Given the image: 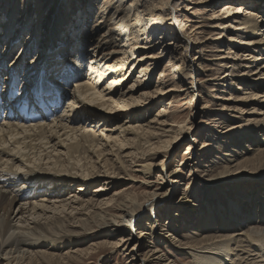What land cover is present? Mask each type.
Segmentation results:
<instances>
[{
	"label": "bare ground",
	"instance_id": "obj_1",
	"mask_svg": "<svg viewBox=\"0 0 264 264\" xmlns=\"http://www.w3.org/2000/svg\"><path fill=\"white\" fill-rule=\"evenodd\" d=\"M42 1L29 0L32 15L24 7L27 14L15 24L21 0H0V12L15 5L4 20L6 26L0 22L7 41L0 43V117H4L0 122V264H78L93 259L103 248L121 254L126 264H177L165 253L166 246L189 256L193 264H264V224L252 222L227 232L234 225L228 221L218 231L221 234L212 237L218 230L214 223L223 222L221 215L194 217L200 212L196 195L188 191L190 182L181 195L176 187L181 169L171 166L177 147L192 138L193 144L184 148L185 168L200 179L206 192L264 183L260 177L264 175V139L259 143L252 132L257 136L264 132V109L256 111L251 106L246 117L262 119L250 125L251 131L234 132L235 147L243 142L253 146L244 152L227 149L204 166L194 162L202 151L198 137H193V128L198 129L193 125L196 116L191 113L190 126L174 115L178 98H189L193 112L205 103L204 86L209 82L214 90L229 88L238 77L249 81L244 84L249 92L243 91L240 102L264 104V0L197 1L205 12L189 13L194 9L186 6L191 20H182L184 16L173 5L176 0H64L59 12L82 13L67 24L61 21V29L68 26L66 32L59 30L49 37L46 27L39 32L35 24L46 10ZM186 3L191 5L192 0ZM204 29L219 32L209 39L216 46L212 53H219L211 61L206 58L211 52L206 50L208 43L198 33H205ZM149 38L154 42L142 46ZM157 42L161 55L169 58L170 69L162 70L158 86L151 90L150 74L155 70L153 64H146L156 58L147 52L156 49ZM14 45H24L23 53H12ZM240 47L247 49L237 52ZM193 51L202 57L193 59ZM205 61L217 70H206ZM207 71L219 75L205 83L194 78ZM137 72V80L129 84ZM11 89L19 94L9 98ZM59 98L65 108L51 120L43 117L29 123L19 114L24 104L31 110L40 99L48 103ZM221 100L230 102L232 97L216 98ZM158 105L156 115L147 116ZM238 108L224 105L221 112L237 113ZM208 109L202 105L196 111ZM222 135L230 137L228 131ZM154 171L159 174L153 181ZM126 177L145 192L128 183V188H116L113 196L104 193L108 191L104 186L117 187ZM163 206L174 210L165 227L158 219ZM232 216L230 221L244 219L238 212ZM193 218L197 226L202 223L198 231L191 224ZM89 221L95 222L94 229ZM182 226L188 237L178 236ZM197 233L208 235L199 240L192 237ZM86 236L105 239L78 248L77 239Z\"/></svg>",
	"mask_w": 264,
	"mask_h": 264
},
{
	"label": "rangeland",
	"instance_id": "obj_2",
	"mask_svg": "<svg viewBox=\"0 0 264 264\" xmlns=\"http://www.w3.org/2000/svg\"><path fill=\"white\" fill-rule=\"evenodd\" d=\"M187 1L188 0H176L173 3L175 9L179 12V16H182V15L184 16V18L182 20L187 19V18H189L191 20L190 15L188 14V12H186V9H187L186 6H189L190 9L191 8L194 9V10L190 11L189 13H196L197 12L200 14H204V12H205V8L203 7L204 5H199V6L196 5L197 1L201 2L202 0H192L191 5L186 3ZM63 2H64V0H43L42 1V3L44 4L43 8L46 10L44 11L42 18L41 19L38 18L39 22L37 21L35 23L36 26L38 27L37 29H39V32L40 31L42 32L43 31L42 29L45 27L47 29L48 37L53 32L58 33L59 30H61L62 32H66V29L68 28V26H65L61 29L60 28L61 27V21H64L67 24L69 21L73 20V18L76 15H79L82 13V12L81 13H79V12L74 13V12H72V10H69L68 13L70 15L68 16V14H66L63 11L59 12L61 4H63ZM83 2H84V0H83ZM96 3H97V1L95 2V4ZM3 4L6 5L5 2ZM28 4H29V0H21V4H19V9L15 12V15H16L15 24L19 23V21H23V20H21V18H23L24 15L27 14V12L24 11V7H25V9H29L28 12L31 13L30 16L32 15L33 9L31 7V5L27 6ZM221 5H225V3H223ZM221 5H219L217 7V9H220ZM14 7H15V5L12 4L11 7L8 8V12H6V11L2 12L3 10L0 12V22H2V25L4 27L6 26V23L4 20H5V18H9L10 13H11L10 10H12V8H14ZM70 7H73V6L68 5V8H70ZM89 7L92 8L90 5H89ZM93 9L95 10V13H96L97 12L96 7H94ZM217 9L213 10V12L218 11ZM213 12H210V14H208V15L213 14ZM45 16H47V18L50 19L49 25L46 23L47 18H45ZM92 17H93V15L90 16V18H92ZM92 23H93V21H92ZM190 24H194V23H190ZM4 29L0 30V43L2 45H4V43L7 42L6 40H4V38H2L3 33H4ZM88 29H89L88 26H85L84 31H88ZM203 32H205V33L201 34V31H198V33L200 35L199 37H201L203 42L208 43L206 46L208 49H206V50L211 51V52L206 53V55H207L206 58L208 61H211L215 58L216 55H219V53H212V50H216L215 49L216 46H214V44L212 42H210L209 39L214 40L216 38V35L219 32L218 31L213 32L212 30L210 32V31H207L206 29H204ZM156 38H158V37L156 36L155 39ZM203 38H205V39H203ZM149 39L150 40H148V42H146V41H145V43L141 42V43H143L141 45L144 46L145 44L154 42L153 40H151V38H149ZM119 41H121V38L118 39V42ZM156 45H157L156 49H154L153 51L147 52V53H149V55L154 56L156 58L152 62L146 64V66L147 65L151 66L153 64L154 70H155L153 73L150 74L151 75V78H150L151 90H153L152 88L154 86L155 87L158 86L157 84L159 82V76H161V74H162V70H164L165 67L167 69H170V68H168V64H167L169 62L168 56L161 55L163 52L161 50L162 46H159L158 42ZM14 46H15L14 48H16V49H13L12 53H15V52L20 53V54L23 53V49H24L23 46L24 45L23 46L21 45L18 47H16V45H14ZM212 46H214V47H212ZM91 47H92V45H89L87 47V52ZM151 47H153V44ZM242 48H244V47H242ZM245 49H247V48L241 49V47H240L239 49H237V52H243ZM183 54H185V52H183ZM198 54H199L198 52L196 53L195 51H193L191 56L193 59L195 57L196 58L202 57V55H200V54L198 55ZM184 56L185 55H183L182 57L184 58ZM160 57H161V59H160ZM13 59H14V57H13ZM211 64H212L211 62H206V61L203 62V65L205 66L204 68H206V70H208V69L210 70V68L212 67ZM19 68L20 67H18V71H19ZM212 68L217 70V68L215 66H213ZM209 72L210 71H207L205 73L206 75L201 74V76H198L195 74L194 78L201 79V81L203 83H205L206 81H209V80L213 79V77H217L219 75L218 73L215 74L214 71H212L213 73L212 72L209 73ZM240 72H242V71H240ZM240 72L237 71L236 73L238 74ZM166 74H168V72ZM240 74L238 76H240ZM17 76L20 77V80L22 79L21 75L17 74ZM137 77H138V72H137V74H135L131 78V80L129 81V84L135 83V81L137 80ZM170 78H171V76H170ZM242 79H240L239 77L234 79L232 81L234 84H232V87H229V88L216 87V89L214 90L213 85H212V83H213L212 81L209 82L207 87L204 86V88H206L205 89L206 91L204 92L205 95H203L205 98V103L202 105L209 106V109L207 111H204V112L200 111L199 113H197V111H196L197 109L200 110L202 105L199 106V108H196V110L194 108V110L192 112L191 111L192 107L189 106V104H190L189 98H186L185 96H183L185 99L183 97L180 98L181 100L178 98V103L175 104L176 105L175 111H177V112L174 113V115L176 117L174 115L171 117H175V119H179L185 125L186 124L190 125V126L194 125V127L198 128L197 130L195 128H193V132H195L193 137L194 136L198 137V140L200 142L198 145V150L202 149V151H200L198 156L195 157L194 162L196 165L201 164V162H204V163H202L201 166L208 165V161L210 162L212 159L214 161H217L214 158V156H221L222 157V154H226L227 149H232V150L237 151V152H240L241 150H243L242 152H244V151L248 150L249 146H253V143H248V142L241 143L239 148L234 146V145H237L235 143L237 141V136L234 135L235 130H238V129L250 130L249 129L250 125H254L255 122L262 119V117H256L255 115H252V116L248 115L249 117L247 118L245 113L247 111L249 113L250 112L249 110L252 107L256 108V111H259V110L261 111V109H264V104H260V103L259 104H256V103L246 104V103L240 102V100L243 97H245V95L243 94V91H248V88L245 87L244 84L248 85V82H249V81H246L245 78H242ZM228 84L230 85L231 82H229ZM129 87H130L129 85L126 86V88H129ZM238 87L242 89L241 92L236 90ZM263 87H264V85H263ZM146 88H148V87L146 86L145 88H143L144 89L143 92L145 91ZM262 92L263 91L254 90L255 94H260ZM213 96H214L215 100L212 98ZM217 97H221L223 99L232 97V101H230V102H227L224 100L216 101ZM224 105H229V106L237 105V106H239L238 109L240 111H237V113H231V112H223L222 113L221 110L224 108ZM158 106L153 108L154 110H152L150 112V114H147V116L153 118L154 115H156L158 109L160 108V105H158ZM249 106H250V108H247ZM191 113H192V115L196 116V117H194V124L193 125H192L193 120H191V117H190ZM249 114H251V113H249ZM185 121H187V122H185ZM213 121H215V122L211 123ZM189 122H190V124H189ZM207 125L209 127H207ZM218 126H221V127L217 128ZM110 127H114V124L109 125V128ZM232 128H235V129H232ZM227 131L229 132L230 137H226L227 135H222L223 133L225 134ZM252 132L255 134L254 140L258 141L259 143L264 139V132H262L259 136H257L258 133H255L254 130ZM190 143L193 144L192 138H189L186 141V143H183L182 145H179L177 147L176 151L174 152V154L171 157V161H172L171 166H172L173 170L174 169H177V170L181 169V171L179 172L180 176H177V177H179L178 178L179 180H177V181H179V184H177V186H176L178 191H181V195L184 192H186L184 190L187 187V184L189 182H190V184H189L190 190H188V191H193L196 195L194 201L199 206L200 212L197 213L196 215H194V217H198L202 213L208 214V215H214L215 217L218 214L221 215L219 218H221L223 222H220L221 224H219L218 222L214 223V226L218 230L214 231L216 234H212V237H216L217 235L221 234V233H218V231L221 230L222 224L224 223V225H225L228 221H229V223H231V225H233V223H234V225H233V228L231 226L232 229H229L227 232L235 231L234 227H238L240 225H242V226H245L247 224L251 225L252 222L264 224V221H263L264 220V205H263L264 204V183H262V182H250V184H247L245 187L242 184H239V185L236 184L234 186L222 187V188L210 191V192H206L205 190H203V186L201 187L200 179H196L194 176H191V174L189 172V168L188 167L185 168V163L187 162V154L185 155L184 148L186 146L190 145ZM216 152L218 154H216ZM206 157H208L209 160H207ZM199 167L200 166H198V169H200ZM196 170L197 169L195 168L194 171L196 172ZM240 173H239V176L242 174V173L241 174ZM158 174H159V171H154L152 174V177H150V179L156 180ZM247 175H248V173H247ZM123 177H125V176H123ZM260 177L263 178L264 175L262 174V175H260ZM123 179H124V181L119 182L120 185H118L117 187H111L110 185L104 186V187H107V190H108L107 192H104V193L107 194L109 192V195L113 196V194L116 191L115 190L116 188L117 189L123 188V187L128 188L129 184L133 185L135 187V190H137L139 193L145 192L144 188L142 186H141V189H139L140 184H133L131 181L128 180L127 177L123 178ZM138 180L141 181V180H143V178L141 177ZM194 186H196V187L194 188ZM109 195L106 198L111 197ZM16 208L17 207L14 208V212H16ZM160 209H161V213L158 214L159 224L162 227H165V224H167L169 222L168 218L171 216L170 212H173L174 210H172L171 207L166 208V206H163ZM249 209H250V211H249ZM237 212L240 213L241 216H244V219L242 217H240L239 219H235V220L232 219L230 221L231 217H233L232 216L233 213H237ZM87 218H89V217H87ZM204 218L205 217H203V219ZM245 218H247V220H245ZM194 219L195 218L192 219L191 224L195 226L194 227L195 231H198V229H200V228H197V227L200 226L202 223L197 226L198 221L195 223ZM224 219H225V221H224ZM179 220L183 221V219H179ZM209 220H211V218H209ZM89 223H90L89 224L90 228L94 229V227H95L94 223L95 222L91 223L89 221ZM182 228H183V226L180 228L178 236L180 234L184 235L185 233H188V232L184 231L185 227L183 228V230H182ZM203 234L208 235L207 233H197L196 235L198 237L196 235L192 236V237L200 240L203 237L202 236ZM185 235L187 236V234H185ZM100 238H101V240H100ZM189 238H191V236H189ZM103 239H105V238H103V236H101V237L98 236V237H93V238L86 236V237L78 238L77 239L78 248H80V249L88 248L92 243L101 242ZM188 241L194 242L191 240H188ZM199 244H201V243H199ZM164 250H165V253L168 254V256L170 258L175 260L177 264H193V262L191 261V258H189V256L182 255L180 253L176 254V253L172 252L171 250H169L168 246H166L164 248ZM65 252H66V250L63 247L62 253H65ZM113 253L114 252L113 251L111 252V249H104L103 248V249L99 250V252L94 256L93 259H91V260H88V259L84 260L83 259V261L81 263L78 262V264H126L127 260L122 258L121 254H113ZM113 256H114V258H113Z\"/></svg>",
	"mask_w": 264,
	"mask_h": 264
}]
</instances>
